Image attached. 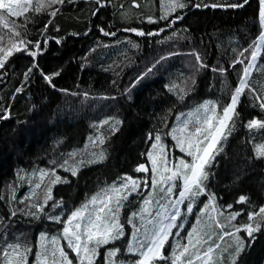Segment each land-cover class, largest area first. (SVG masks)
<instances>
[{"label": "trees", "instance_id": "trees-1", "mask_svg": "<svg viewBox=\"0 0 264 264\" xmlns=\"http://www.w3.org/2000/svg\"><path fill=\"white\" fill-rule=\"evenodd\" d=\"M167 1L136 0L140 4L137 8L133 0H64L40 13L29 9L19 17L7 16L0 9L9 24V28L0 24V36L4 37L0 46L6 47L9 39H23L29 51H36L37 42L41 46L35 58L26 52H14L0 69V115L9 116L0 120V250L19 242L32 247L35 254L40 234L50 235L62 227L47 215L66 219L104 185L119 184L121 177L150 178V171L139 173L134 169L140 164L150 167L147 154L157 134L170 159L185 157L190 161L170 135L176 117L206 102H214L218 110L229 103L244 66L251 61L250 45L264 29L258 15L259 0H249L243 8L226 6L240 0H182L186 7L160 19ZM36 3L33 0V7ZM213 4L225 6H205ZM55 9L59 11L53 17L50 13ZM149 17L156 22L150 23ZM13 24L20 37L8 34ZM127 29L157 34L139 36ZM192 53H198L208 67L199 68ZM237 60H244V64ZM34 63L38 68L29 72ZM255 63L250 84L257 91L246 89L247 94L241 97L235 129L226 142L218 145L223 151L207 169L206 192L196 198L193 211L186 213L187 223L178 225L177 219L178 227L172 230L174 235L165 249L169 255L171 246L185 240L192 227L209 231L215 238L219 229L206 227L211 224L209 217H214L211 207L204 212L205 205L211 203L208 193L215 195L219 213L215 219L227 225L225 231L229 232H234L232 225L248 223V214L264 206V158H256L254 151L256 144L264 143V129L247 127L253 118L264 120L260 100L253 99V95L264 98V73L257 70L264 66V45ZM212 68L225 71L213 72ZM55 72L60 74L54 77L52 87L42 73ZM104 120L109 124L102 125ZM115 121L122 123L113 132ZM101 136L102 144L97 139ZM101 151L106 159L89 163L94 159L92 154ZM74 166L78 168L75 176L65 170ZM41 171L49 173L42 183ZM52 172L68 181L52 186L51 194L59 206L53 209V201H48L44 209L47 215L39 214L40 219H34L25 213L36 212L32 205L43 203ZM37 183H41L40 188L35 187ZM174 191L178 193L179 187ZM149 194L150 187L142 183L140 194L133 193L125 202L120 217L126 236L117 242L122 253L133 231L126 220ZM240 196L248 197L250 203H237ZM188 203L184 201L182 210ZM13 210L17 213L14 217L10 215ZM233 212L241 215L229 221ZM238 235L244 237L245 233ZM254 237L251 244L245 242L237 264H264V227ZM217 242L226 249L234 240L224 236ZM224 255L227 257V252ZM104 256L102 248L97 264H103ZM224 264H228L227 259Z\"/></svg>", "mask_w": 264, "mask_h": 264}, {"label": "snow or ice", "instance_id": "snow-or-ice-1", "mask_svg": "<svg viewBox=\"0 0 264 264\" xmlns=\"http://www.w3.org/2000/svg\"><path fill=\"white\" fill-rule=\"evenodd\" d=\"M100 0H97L99 3ZM249 0H240V2L227 4L230 8H243L248 4ZM64 0H37L33 7V0H0V9L5 10L7 16L19 17L32 9L36 13H40L46 8L53 5L63 4ZM103 6V5H101ZM133 6L139 8L140 4L133 0ZM164 7V5H161ZM200 7V5H196ZM206 7H223L225 5L213 4L205 5ZM186 4L182 0H168L164 14L160 19H167L168 16L175 12L178 8L182 9ZM59 9H55L50 13L55 16ZM259 18L264 21V0H259ZM7 16L0 13V24L4 28H9ZM182 19L183 17H177ZM150 23H155L151 17L148 18ZM51 21H49L50 23ZM174 23V21H173ZM103 31V29H101ZM127 31L136 32L139 36L156 35L157 33L138 31L137 29H127ZM163 31V29H161ZM10 36L20 37V32L15 31V25L9 29ZM105 35H115V33H104ZM4 37L0 36V41ZM31 43V42H28ZM23 45V47H21ZM261 45H264V29L258 36L256 41L250 45L251 61L244 66L241 78L238 81V86L235 87L230 96L229 103L219 107L214 102H206L197 109L198 118H189L182 121L180 126L172 130V137L176 141V147L186 157H190V161L185 157H179L178 160L170 159V155L166 150V146L161 141V136L157 134L154 137L155 143L152 144V151L147 154L150 163L149 165L140 164L134 171L139 173L151 172V185L148 184V179L143 181L132 176L121 177L119 185L113 184L109 188L101 190L96 195L90 198L88 202L73 210L66 219L61 216H51L44 213L45 206L48 201H53L51 207L55 209L59 206L58 202L54 201L52 196V186L57 183H67L66 179L62 180L59 176L52 172V179L45 187V193L42 204H33L36 212H26V215L32 216L34 219H40L39 214L47 215V218L62 224L61 232L56 236L49 237L45 233H41L39 237L38 251L33 254L32 247L19 242L7 244L6 247L0 250L2 262L0 264H29V258L32 257V264H97V259L100 258V249H105L103 264H224L227 259L228 264H237L240 254L245 249V242L251 244L254 240V233L261 231L264 227V206H260L256 211L248 214V223H243L239 226L232 225L234 232L225 231L227 225L222 224L215 217H209L211 224L206 225L211 229L213 226L219 231L215 234V238L209 231L198 227H192L191 231L185 237L186 243L177 241L171 246L170 255L164 252L165 245L169 243L170 238L174 235L173 229L177 228V218L180 216V205L184 201H188L187 212L193 211V205L196 198L205 194V182L209 178V169L215 157L223 151L221 141L227 140L235 129V121L239 118L237 107L241 104V97L246 95V89L251 93L257 90L250 84V77L254 69H256V60L261 52ZM36 51H29L27 43L23 39H9L6 47L0 46V69H3L8 58L14 52H26L28 55L35 58L39 54L40 43L34 45ZM249 49H244L248 52ZM198 63L199 68H206L198 53H192ZM243 55V52L240 53ZM236 63L244 64V60H237ZM38 68L35 63L29 68ZM264 73V66L257 69ZM150 71V70H149ZM213 72L223 73L224 69L212 68ZM59 72L51 75H42L46 82L55 87L52 83L55 76H59ZM25 79H28V74H25ZM21 89H18L20 91ZM253 99L260 100L259 107L264 111V98L253 95ZM202 110V114L201 113ZM7 113V110H4ZM8 114L0 115V120H7ZM121 121H115L111 131H118ZM103 124H109V120H104ZM101 125V126H102ZM191 126V127H190ZM249 129H264V120L253 118L248 121ZM151 138V137H150ZM91 139V138H90ZM102 144L104 138L98 137ZM95 143V141H93ZM256 158H264V143L254 146ZM70 156H75L76 153H70ZM94 159L89 163H102L106 156L103 151L92 154ZM81 163H83L81 161ZM73 176L77 174L78 168H66ZM46 171L40 172V181L43 182L44 177L48 176ZM177 181H180L179 185ZM41 183L36 184V188L41 187ZM145 188L150 187V194L142 202V206L138 211L131 212L126 223L132 226L131 238L123 246H117V242L124 239L126 236L125 225L121 223L120 213L124 208L125 202L133 193L140 194L141 184ZM179 187L178 193L174 190ZM35 195V192L32 193ZM175 196V199L172 197ZM211 201L210 205H205L204 212L211 207L216 211L215 195L208 193ZM26 197L25 199H28ZM15 199V196L12 197ZM161 201H164L163 203ZM23 203V201H21ZM237 203H250L249 198L240 196ZM228 207H232L229 205ZM155 209V210H154ZM16 211H11V216H16ZM219 214V213H218ZM240 212H233L229 221L235 220ZM138 218L139 223H136ZM3 222L0 221V224ZM200 221H197L199 224ZM244 232L245 236L241 237L238 234ZM176 235H179L177 232ZM224 236H231L234 240L228 248L221 249L220 243ZM63 242V243H62ZM112 245V247H107ZM227 252V257L224 253ZM70 253L72 254L70 256ZM129 254L134 259L125 261L119 259L120 256Z\"/></svg>", "mask_w": 264, "mask_h": 264}, {"label": "rangeland", "instance_id": "rangeland-1", "mask_svg": "<svg viewBox=\"0 0 264 264\" xmlns=\"http://www.w3.org/2000/svg\"><path fill=\"white\" fill-rule=\"evenodd\" d=\"M168 2V1H167ZM167 2H166V4H167ZM262 22V24L264 25V21H261ZM200 106H197V107H195V109H193V110H191V111H189V112H187L185 115H178L177 117H176V121H175V124H174V126H173V128H172V130L174 129V128H177V127H179L180 126V123L182 122V121H186V120H188L189 118H192V119H196V118H198V116H199V114L197 113V109L199 108ZM200 114H202V110H201V113ZM172 133V132H171ZM171 135V134H170ZM171 138L173 139V137H172V135H171ZM174 140V139H173ZM175 141V140H174ZM176 142V141H175ZM178 150H179V148H177ZM152 151V147H151V149L149 150V152H151ZM148 179H150V178H148ZM141 180H142V178H141ZM113 184H115V182L114 183H112V184H106V185H104L103 187H101L98 191H96L94 194H92L91 196H89L83 203H81L79 206H77L75 209H77V208H79L81 205H83V204H85L86 202H88L89 200H90V198L91 197H93L94 195H96L98 192H101V190H104V189H107V188H109L111 185H113ZM117 185H119V184H117ZM175 198V197H174ZM182 205L183 204H181L180 205V209H181V207H182ZM74 209V210H75ZM70 214H71V212H70ZM69 214V215H70ZM120 219H121V217H120ZM121 223H122V221H121ZM61 229H62V227H61ZM61 229H58V232H55V233H52V234H50V235H48V232L47 233H45V234H47L49 237H51V236H56V235H58L60 232H61ZM125 232H126V229H125ZM63 243V242H62ZM102 249V248H101ZM100 249V250H101ZM121 257V256H120ZM121 259H129V260H132V259H134V257H131V255H129V254H124V256L121 258Z\"/></svg>", "mask_w": 264, "mask_h": 264}, {"label": "crops", "instance_id": "crops-1", "mask_svg": "<svg viewBox=\"0 0 264 264\" xmlns=\"http://www.w3.org/2000/svg\"><path fill=\"white\" fill-rule=\"evenodd\" d=\"M172 199H175L174 197H172ZM155 210V209H154ZM187 213V210L185 209V210H182V208L180 209V218L178 217L177 219H179V221H178V225H182V224H184V223H187V220H188V214H186ZM217 215H218V213L216 212V211H214L213 212V216L214 217H216L217 218ZM194 221V220H193ZM193 221L192 222H190L191 224L193 223ZM177 222V221H176ZM181 243H186V239L184 240L183 239V241H181ZM168 246H169V243L168 244H166L165 245V248H164V252H165V254L166 255H169L168 253L170 252H168V250H165V249H168Z\"/></svg>", "mask_w": 264, "mask_h": 264}, {"label": "bare ground", "instance_id": "bare-ground-1", "mask_svg": "<svg viewBox=\"0 0 264 264\" xmlns=\"http://www.w3.org/2000/svg\"><path fill=\"white\" fill-rule=\"evenodd\" d=\"M159 7V6H158ZM163 12V11H162ZM257 145V144H256ZM132 257V256H131Z\"/></svg>", "mask_w": 264, "mask_h": 264}]
</instances>
